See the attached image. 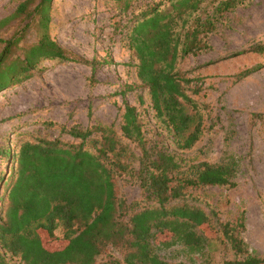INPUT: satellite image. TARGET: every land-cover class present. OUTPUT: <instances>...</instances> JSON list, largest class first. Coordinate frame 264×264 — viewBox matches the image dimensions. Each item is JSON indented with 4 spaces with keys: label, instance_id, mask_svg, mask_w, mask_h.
<instances>
[{
    "label": "trees",
    "instance_id": "16d2710c",
    "mask_svg": "<svg viewBox=\"0 0 264 264\" xmlns=\"http://www.w3.org/2000/svg\"><path fill=\"white\" fill-rule=\"evenodd\" d=\"M245 1L151 0L129 18L126 40L136 78L148 91L157 123L179 149L189 150L200 139L207 112V106L193 98L202 90V78L187 77L180 66L207 50L218 21ZM51 2L24 0L0 19V31L16 20L25 22L10 37L0 38V92L32 78L41 61L74 60L48 34ZM36 17L38 39L25 47V34ZM253 51L263 53L264 45ZM83 64L90 67V83H95L96 59ZM122 120V136L141 152L136 171L146 194L141 207L128 206L116 196L115 179L127 165L121 161L124 147L111 127L43 121L41 131L21 138L14 151L11 145L0 151L10 165L7 173L0 172V264H8V258L21 264H95L108 246L122 254V261L108 256L103 264H187L170 262L161 252L179 245L192 256L208 258L214 241L233 257L223 264H264L236 233L243 217L232 225L220 221L214 208L187 202L198 199L194 193L204 188H234L236 165L184 163L162 140L146 143L134 107L125 105ZM55 130L54 137L50 132ZM59 229L61 238L56 235ZM58 241L64 245L50 247Z\"/></svg>",
    "mask_w": 264,
    "mask_h": 264
},
{
    "label": "rangeland",
    "instance_id": "374dc122",
    "mask_svg": "<svg viewBox=\"0 0 264 264\" xmlns=\"http://www.w3.org/2000/svg\"><path fill=\"white\" fill-rule=\"evenodd\" d=\"M22 1L0 0V19L12 14ZM148 3L151 0H52L48 34L74 60L41 61L32 78L0 92V151L10 145L14 151L21 138L41 131L43 121L111 127L124 147L121 161L127 165V171L115 179L116 196L128 206L139 203L141 207L146 194L136 177L140 148L121 134L124 107H134L146 143L162 140L172 155L187 164L229 161L236 165L234 188H204L194 193L198 199L187 202L214 208L220 221L232 225L243 217L237 235L250 252L264 258V119L254 117L264 115V52L253 51L264 45V0H246L226 14L208 37L209 48L181 64L180 71L188 72L187 77L202 78V90L193 98L207 106L204 133L189 150L179 149L157 123L127 48L129 18L133 10ZM37 19L25 34V47L38 39ZM24 24L12 22L0 31V38L10 37ZM94 58L98 65L91 84V69L83 63ZM251 68L255 69L250 75L237 78ZM50 133L55 137L58 131ZM9 166L0 153V172L7 173ZM1 183L0 178V194ZM56 235L61 238L62 231ZM63 245L58 241L50 247ZM210 247L208 258L192 256L179 245L161 253L174 263L223 264L233 259L221 242H211ZM108 256L122 261V254L108 246L95 264H103ZM7 260L21 264L15 258Z\"/></svg>",
    "mask_w": 264,
    "mask_h": 264
}]
</instances>
